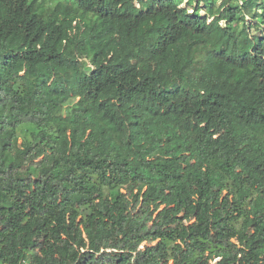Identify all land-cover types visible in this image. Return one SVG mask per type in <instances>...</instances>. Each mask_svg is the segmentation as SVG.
I'll return each instance as SVG.
<instances>
[{"label":"trees","instance_id":"trees-1","mask_svg":"<svg viewBox=\"0 0 264 264\" xmlns=\"http://www.w3.org/2000/svg\"><path fill=\"white\" fill-rule=\"evenodd\" d=\"M66 1L0 3V260L264 264V0Z\"/></svg>","mask_w":264,"mask_h":264},{"label":"clouds","instance_id":"clouds-1","mask_svg":"<svg viewBox=\"0 0 264 264\" xmlns=\"http://www.w3.org/2000/svg\"><path fill=\"white\" fill-rule=\"evenodd\" d=\"M0 3H2V0H0ZM182 57L178 56L177 57V63H179L180 59ZM180 71H178V75L180 74ZM216 83H219V80L212 78L209 76L205 81H204V86L208 87L210 84L214 85ZM241 98H243V93L240 94ZM261 142H264V137H261ZM2 221H0V225H2ZM17 247H19V244H17ZM0 251H6L4 248L3 244H0ZM36 258L33 261V264H37V262H40V264H47V261L50 259V257H45L43 254H41L39 251L36 252L35 254ZM0 264H8L7 260H0Z\"/></svg>","mask_w":264,"mask_h":264},{"label":"rangeland","instance_id":"rangeland-1","mask_svg":"<svg viewBox=\"0 0 264 264\" xmlns=\"http://www.w3.org/2000/svg\"><path fill=\"white\" fill-rule=\"evenodd\" d=\"M60 1L67 2L66 0H60ZM183 6H184V5H182V7H183ZM64 113H67V109L64 110ZM19 135H20V137H19V142H21V141H22V138H25V136L28 135V132H25V130H21V131L19 132Z\"/></svg>","mask_w":264,"mask_h":264}]
</instances>
